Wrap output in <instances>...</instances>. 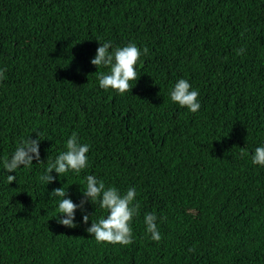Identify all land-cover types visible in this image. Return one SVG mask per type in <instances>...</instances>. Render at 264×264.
I'll return each instance as SVG.
<instances>
[{"label": "trees", "instance_id": "16d2710c", "mask_svg": "<svg viewBox=\"0 0 264 264\" xmlns=\"http://www.w3.org/2000/svg\"><path fill=\"white\" fill-rule=\"evenodd\" d=\"M105 42L149 49L124 95L91 64ZM0 70V264H264V0H0ZM182 78L197 113L170 99ZM73 132L89 166L41 182ZM38 134L44 164L8 173L3 158ZM87 175L136 189L132 244L89 235L99 204L88 224L79 209L76 228L57 222L52 191L79 205Z\"/></svg>", "mask_w": 264, "mask_h": 264}, {"label": "clouds", "instance_id": "9594fccd", "mask_svg": "<svg viewBox=\"0 0 264 264\" xmlns=\"http://www.w3.org/2000/svg\"><path fill=\"white\" fill-rule=\"evenodd\" d=\"M149 49H141L135 43H129L123 47L113 48L111 42L100 43L95 57L91 64L98 69L101 67L109 69L107 73L98 72L97 78L100 88L113 90L120 95L132 91L131 83L137 79L136 66L140 62L141 56H147ZM238 55L244 54V49L237 50ZM4 70H0V80H3ZM199 91L192 89L191 84L186 79H179L170 90V99L181 108H187L191 113L200 110L198 102ZM38 139L22 141L11 158H3V168L8 173L16 172L20 167H30L33 161L44 164L40 157V135ZM90 145L80 143L78 134L73 132L67 139L65 150L62 151L55 160L48 158L44 174L40 176V181L49 185L54 182L53 172L63 174L71 171L79 175L82 170L89 166L88 153ZM241 154L243 155V149ZM252 164L264 167V146L257 147L252 156ZM16 176L8 175L9 184L15 182ZM85 189L82 191L84 199L77 205L70 198L68 192L63 188L54 189L51 193L53 197H58L57 222L67 228H76L75 213L79 209L83 214V222L88 224L89 215L86 212L85 204L91 202L99 204V207L108 214L101 216L98 221L92 220L91 227L87 229L90 236L94 237L97 244H110L127 246L134 242L131 222L135 216L139 215L140 205L136 201V189L129 188L126 194H121L116 187H106L103 180L97 179L94 175L85 177ZM64 217V218H61ZM145 231L155 242L161 240V235L157 226V216L154 213H146L144 216ZM189 251H195L194 248Z\"/></svg>", "mask_w": 264, "mask_h": 264}]
</instances>
